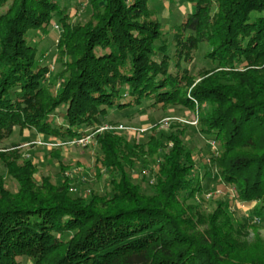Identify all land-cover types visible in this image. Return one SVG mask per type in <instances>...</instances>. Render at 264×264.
I'll return each mask as SVG.
<instances>
[{"label":"trees","instance_id":"16d2710c","mask_svg":"<svg viewBox=\"0 0 264 264\" xmlns=\"http://www.w3.org/2000/svg\"><path fill=\"white\" fill-rule=\"evenodd\" d=\"M66 1L75 3L0 0V140L18 129L65 142L106 123L110 112L130 118L169 106L192 110L196 101L198 132L218 147L219 179L242 202L260 203L255 214L264 217V0H182L190 11L166 31L149 0H81L90 14L78 23ZM53 20L61 71L46 77L28 35L46 33ZM203 43L212 68L196 79L184 66ZM156 129L144 143L95 136L94 166L110 188L88 200L67 182L35 180L16 147L0 152L17 183L11 191L0 178V264H236L223 233L194 234L223 208L206 219L186 204L199 191L186 128Z\"/></svg>","mask_w":264,"mask_h":264},{"label":"rangeland","instance_id":"374dc122","mask_svg":"<svg viewBox=\"0 0 264 264\" xmlns=\"http://www.w3.org/2000/svg\"><path fill=\"white\" fill-rule=\"evenodd\" d=\"M69 4L66 1L71 21L73 23L85 21L90 14L87 2L75 0V3ZM148 7L154 13L153 18L163 24L164 31L168 29L169 25L182 22L186 13L191 9L190 5L188 6L182 0H149ZM59 33V25L53 20L46 33L36 31L30 32L28 35L30 44L37 48L38 61H42L49 67L46 77L61 71L60 63L54 62L55 45ZM208 52L209 47L204 43L200 44L193 52L192 62L184 66L196 79L203 71L212 68V64L205 58ZM194 102L192 110L181 106H169L165 109L137 111L130 118L127 113L119 115L116 111L110 112L107 115L106 123L122 124L128 127L131 131H111L110 133L125 135L139 143L146 142L149 129L155 125L157 126L156 131L160 133L186 128L183 143L186 149H189L193 154V175L199 184V191L186 204L197 205L199 214L206 219L213 217L218 207L223 208V211L215 216V220L212 218V224L198 225L194 228V234L211 227L213 230L223 233L222 235L228 239L229 246L232 247L230 258L234 263L264 264V217H261L258 223L252 219L254 215L259 219V216L255 214L254 207H260V203L242 202L237 197L235 187L219 179L217 169L212 161V157L218 152V147L215 143V146H212V140L198 132L199 124L194 127L178 122V120L192 121L194 117L198 119L200 105L198 102ZM59 112L61 113L63 110L60 109ZM168 118L172 119L171 125L178 126V128L170 129V125L161 129V126L164 127V123H166L164 121ZM142 130L146 131L141 132ZM65 142L54 141L34 130L20 131L16 129L10 137L0 140V152L16 147L19 150V162L29 161L34 168L33 178L35 180L39 181L41 177L48 176L52 184L61 185V183L67 182L69 191L84 199L88 200L93 194L104 195L108 192L110 187L105 182L108 174L104 169H101L99 173V170L94 166L95 157L98 154L95 137L84 147L67 145ZM171 145V143H166L167 147H171ZM140 169L139 167L133 170L135 171L133 179L137 178L136 173ZM0 178L9 190H16L17 183L6 174L1 163ZM19 264L30 263L27 259H21Z\"/></svg>","mask_w":264,"mask_h":264},{"label":"built area","instance_id":"2783aa9c","mask_svg":"<svg viewBox=\"0 0 264 264\" xmlns=\"http://www.w3.org/2000/svg\"><path fill=\"white\" fill-rule=\"evenodd\" d=\"M172 119H167L166 123H164V127L161 126L162 128H167L172 124ZM177 121V120H176ZM178 122L190 125V126H197L198 124V119L197 118H192V121H182V120H178ZM111 132V131H117V132H125V131H131V129H129L128 127L122 125V124H117V125H113V124H109V123H103L102 125L98 126L97 128H95L94 130H90L87 131L84 135H82L81 137H79L78 139H72L70 141L65 142L67 145H78L81 147L86 146L87 144H89L92 140H94V137L101 133V132ZM146 130H142L141 132H145ZM212 146H215L214 142L212 141L211 143ZM218 153V152H217ZM216 153V154H217ZM214 154V156L216 155ZM210 196V195H209ZM252 219L255 223L259 222V219L257 216H252Z\"/></svg>","mask_w":264,"mask_h":264}]
</instances>
